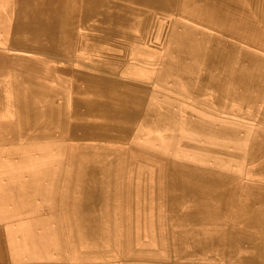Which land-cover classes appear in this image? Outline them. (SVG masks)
<instances>
[{
  "label": "bare ground",
  "instance_id": "6f19581e",
  "mask_svg": "<svg viewBox=\"0 0 264 264\" xmlns=\"http://www.w3.org/2000/svg\"><path fill=\"white\" fill-rule=\"evenodd\" d=\"M181 1L1 0L6 9L0 12V170L4 171L6 166L15 165L17 172L11 174H24L20 171L23 166L11 160L19 143L51 145L60 141L68 145V137L75 140L89 137L94 128L88 121H80L88 116H103L110 120L105 124L104 130H110L113 123L108 122L116 123L118 118L131 120L135 113L128 105L131 99L123 98L119 103L114 100V96L118 81L121 80L120 69H128L126 63L129 58H126L125 53L130 46L136 53L139 49L138 46L135 48L130 44L135 33L132 30L138 27L144 32H151L150 35L158 34V37H163V42L168 40V44L182 41L179 34H173L174 25L165 28L161 23L158 24L151 14L154 8L166 9L179 5ZM201 3L209 20L215 19L217 24H226L228 27H223L229 31H236L241 37L264 48V0H202ZM137 5L148 9H137ZM177 12L179 13L178 10ZM183 41L179 42L184 47L182 50H187ZM169 50H172V53L177 52L176 47ZM167 53L163 55L166 56ZM214 56L216 64L225 57L222 52ZM84 60L88 62L83 63L82 67L77 61ZM76 79L94 86L102 91L101 93H106L107 98L101 102L93 99L83 103L75 98L72 100V106L68 107V88ZM162 123L173 125L172 119ZM261 135L256 133L257 137L250 141L247 159L252 162L257 161L259 155H264V138L258 137ZM51 153L54 155L55 152ZM63 154V162L56 167V170L61 172L57 181L54 182L52 165L48 166L49 170L42 171L44 176L46 175L42 186L38 185V179L32 182L33 177L22 176L18 179L20 183L34 188L27 187L29 194H33L27 193V199L23 197L24 202L15 208L19 213H14V216L6 217L0 222V226H3L0 228V264H87L95 262V259L99 261L108 253L112 254L107 255V260L113 259L107 261V264H120L118 261L132 264L135 256L141 257V261L145 258L149 261L156 260L155 264L163 261V264L167 261L166 258L173 259L174 255H178L180 230L178 231L174 224H169L168 220L170 214L177 213L181 216L180 205L184 199L188 201V209L182 217L187 216L190 221L208 220L217 212L231 214L229 219L223 220L225 229L222 232H218L209 240L196 241L197 246L212 244L216 253L214 259L226 264H264V191L259 192L255 185L244 186L241 191L223 189L220 186L231 178L227 171L189 166L171 156L155 157L146 154L143 167L149 168L150 164L160 163L159 171L123 172V168L101 169L90 163L80 164L81 167L85 166L87 171L86 181L80 186L81 201L76 205L60 198L58 202L52 201L47 203L46 208L39 209L38 201H41V197H62L70 194L78 163L80 160L85 162V156L79 154L80 158L77 155L75 157L67 148ZM25 160L27 159L19 163ZM258 173L260 177H264V166L258 168ZM0 181L4 180L0 178ZM8 189H2L0 196L5 198L16 194ZM72 213L79 218L78 223H75L79 235L72 234L70 229L71 234L67 233L70 225L75 224H67L64 215ZM111 233L114 234L116 242L121 243L119 249L104 247V241H113L109 238ZM85 239L91 241L96 251H86ZM73 251L77 253L74 258ZM171 255L173 258L169 257ZM71 258L73 260L70 262Z\"/></svg>",
  "mask_w": 264,
  "mask_h": 264
},
{
  "label": "rangeland",
  "instance_id": "374dc122",
  "mask_svg": "<svg viewBox=\"0 0 264 264\" xmlns=\"http://www.w3.org/2000/svg\"><path fill=\"white\" fill-rule=\"evenodd\" d=\"M181 2L182 3L179 5H174L175 7L171 6L172 8H154L151 10V14H153V19L158 24L161 23V25H163L165 28L169 26L173 27L174 25L173 34H179L181 36L180 40L182 41L184 39L183 43L187 50H182L184 47H182L179 43H182V41L178 40L174 44H168V40H166L167 42H163V37H160V35L158 37V34L150 35L151 32H144V30H141L138 27H136L135 30H132L133 33H135H132L133 40L130 44L135 48L138 46L139 49L136 53L130 46L127 53H125L126 58H129L126 63L128 69H120L119 74L121 75L120 77L122 82L121 80L118 81L119 83L116 86V94L114 93L115 96H111H114V100L119 103L120 99L130 98L131 102L128 104L130 106L129 108L135 110L133 118L131 120H127L126 118H118V121H116V118V123L108 122L109 124L113 123L112 128L110 130H104L105 124L110 120H106L103 116H88L86 119L80 121H88V124H91L94 130L89 134V137L84 139L75 140L74 138L68 137V145H66L64 142L62 144L60 141L51 145L29 142L17 144V152L11 156V160L13 163L21 164L23 166L20 168V171H22L24 174H11L17 172V167H15V165L6 166L4 171L6 169L8 170H6L5 173L4 171L0 170V178L4 180L3 182L0 181V194L5 188H9L8 190L14 191L17 194L12 195L11 197L5 196V198L0 196V222L1 220L6 219V217L14 216V213H19L15 210V208L24 202V196V199H27L26 195L27 193L29 194L27 190L28 184L26 185L25 183H20V181H18L19 178L22 176L33 177L31 178V181L33 182L34 180L38 179V185L42 186L44 185L42 183L45 182L46 178V175L44 176L43 172L49 170V165H52V169H54V182L57 181L59 177H61V172L56 170V167L60 165L61 162H63L62 160L65 157V154L63 153H65V148H67L72 154L74 153L75 157L76 155L79 156V154L81 156H85V162L80 160L78 163L76 179H73L74 185L72 186L73 189H70V194H68V196L63 195L62 197H56L52 195L50 196L51 198L41 197V201H38V204H40L38 207L39 209L46 208L47 203L50 204L52 201L56 202L60 198H62V201L69 203L73 202L76 203V205L79 203V201H81L82 191L80 186L84 185V182L87 178L85 166L81 167V165H84V163L86 165L87 163L94 164L95 167L101 169L123 168V172H133L135 170H139L148 173L150 171L155 172L154 170L159 171L161 166L160 163L150 164L149 168L143 167L142 164L145 163L144 161L147 158L146 154H150L155 157L171 156L175 160H182L184 164L189 166H197L199 168L201 167L209 169L214 168L221 171H227V173L229 172V174H231V178L222 186H220V188L222 187L223 189L241 191L243 189L242 187L244 186L246 187L255 185L257 188H259V192L264 191V177H260V173H258V168L264 166V155H259L257 161L254 162L247 159L250 141L257 137L256 133H261L262 135L258 137L264 138V48L252 40L241 37L236 31H229L223 27L227 26L226 24L220 25L216 23L215 19L209 20L207 16L208 14H206L202 9V0H182ZM191 6L193 8H191ZM136 8L148 9L139 5H137ZM3 9L6 8H4L0 0V12ZM187 9L191 11L189 12ZM6 11L7 21H9V8H7ZM142 14L148 15V13ZM175 16L177 17L175 18ZM162 43L165 44L163 45ZM173 47H176L177 52L172 53V50H169ZM219 52H222L225 57L218 60L216 64V60L213 59H215L214 55H217ZM163 53H167L168 55L165 56ZM198 53L200 54L198 55ZM77 62L83 67L84 64L88 62V60ZM101 71L102 70H100V72ZM62 79L67 81L69 76L67 77V80L64 77H62ZM70 85L68 88V100L70 101V104L69 101L66 103L68 107L72 106V100L75 98L82 100V103L93 99L101 102L108 96L105 95L106 93L104 92L101 93L102 91L97 90L94 88V86L82 83L80 79H76L73 85ZM200 103L201 105H199ZM212 103L213 105H211ZM150 109H152L151 112L149 111ZM204 118H206V120ZM167 119H172V126L171 124L166 125L162 123ZM165 137L166 139H164ZM85 140H87V142ZM215 145L217 147H215ZM72 146L74 149H72ZM42 147H46L47 149L40 150ZM51 151L55 152L54 155H51ZM24 159L27 160H25L23 163H19ZM116 160L117 162L119 160L118 164ZM217 164H220L221 167H219L220 165L218 166ZM227 166L229 167L226 168ZM234 167H236V169ZM39 170L41 171L37 173ZM32 194L33 193L30 192L29 195ZM180 208L182 214L187 211L188 201H186V199H184V202L180 205ZM64 210H66V208H64ZM24 212L28 213L27 211ZM73 213L72 215H64L65 222L69 225L75 223L77 224L79 221V218ZM182 214L181 216L177 213L170 214V218L168 220L169 224H174L175 228L178 231L180 230L179 241L177 244L178 255H174V258L173 255L169 256L173 259L166 258L167 261L163 264H226L223 261L214 259L216 258L214 256L216 253L213 250L214 247L212 244H209L205 247L201 245L197 246L196 241L200 242L202 239L209 240L218 232H222L225 229V227H223L225 226V222H223V220L229 219L231 214L217 212L213 217L210 216L208 220H201L199 222L190 221L187 216L182 217ZM76 224L70 225V227L67 229L68 235L71 233L74 235H79V229L77 228ZM69 229L71 230V233ZM113 236V233L109 235V238H111L113 241H104V247H114L115 249H119L121 247V243L116 242ZM85 241L86 251H96V249L93 248L90 240L85 239ZM111 254L108 253L107 255ZM76 255V251H73L72 257L74 258ZM107 255H104L105 257L99 261L98 259H95V262H89L87 264H107V261L109 262V260L113 259L107 260ZM162 255L164 256L163 252ZM203 256L205 258H203ZM135 257L136 259L134 262H131L132 264L157 263L156 260L149 261L148 259L143 258L141 261V257ZM73 258H71L70 262L73 260ZM162 262L163 261L158 264H162ZM118 263L124 264V262L121 261H118Z\"/></svg>",
  "mask_w": 264,
  "mask_h": 264
},
{
  "label": "crops",
  "instance_id": "0c3cea01",
  "mask_svg": "<svg viewBox=\"0 0 264 264\" xmlns=\"http://www.w3.org/2000/svg\"><path fill=\"white\" fill-rule=\"evenodd\" d=\"M2 225V224H1ZM3 227V226H0V228Z\"/></svg>",
  "mask_w": 264,
  "mask_h": 264
}]
</instances>
